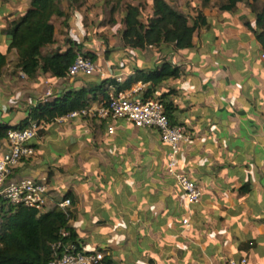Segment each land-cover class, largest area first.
I'll return each mask as SVG.
<instances>
[{
	"label": "crops",
	"instance_id": "crops-1",
	"mask_svg": "<svg viewBox=\"0 0 264 264\" xmlns=\"http://www.w3.org/2000/svg\"><path fill=\"white\" fill-rule=\"evenodd\" d=\"M30 1L0 0V50L7 54L0 127L23 125L34 108L72 90L95 88L97 95L81 117L41 121L35 154L10 178L45 179L46 211L69 197V226L80 249L102 251L113 264H229L242 257L264 264V48L255 32L264 0L233 9L225 0H167L189 19L204 18L184 49L132 48L123 39V18L112 28L102 16L93 23L89 1L61 0L65 15L53 17L55 42L43 55L91 52L101 68L61 78L42 70L29 77L17 66L18 51H8L12 23ZM137 86L143 88L135 96L163 100L172 123L189 134L179 145L176 171L199 184L200 202L189 206L168 174L170 149L157 129L95 116L111 95ZM6 149L2 138L0 157Z\"/></svg>",
	"mask_w": 264,
	"mask_h": 264
},
{
	"label": "trees",
	"instance_id": "trees-1",
	"mask_svg": "<svg viewBox=\"0 0 264 264\" xmlns=\"http://www.w3.org/2000/svg\"><path fill=\"white\" fill-rule=\"evenodd\" d=\"M123 0H121L122 2ZM151 14L144 15L149 7L146 3H126L123 19L126 23L123 39L132 48L173 44L179 49L191 47L196 28L204 22L201 14L196 19L180 12L167 0H150ZM207 4L212 0H202ZM224 7L233 9L245 0H225ZM61 0H31L27 11L12 23L8 51H18L17 66L29 77L42 70L56 77L67 76L75 60L76 51L43 55L42 49L55 42L54 16H64ZM256 34L264 48V8L257 14ZM88 55L93 59L92 53ZM7 64V54L0 50V70ZM97 89L72 90L56 100H48L34 108L24 127L32 121H52L72 111L87 107L95 98ZM92 95V96H91ZM10 127H0V139L7 137ZM69 198V197H68ZM71 200V199H70ZM72 203V200H71ZM72 217L67 211L56 207L40 213L35 208L13 206L0 201V264H49L53 258V244L61 242L63 250L68 244L80 249L76 232L69 226ZM68 236H63V231ZM113 264L104 257L103 263Z\"/></svg>",
	"mask_w": 264,
	"mask_h": 264
},
{
	"label": "built area",
	"instance_id": "built-area-1",
	"mask_svg": "<svg viewBox=\"0 0 264 264\" xmlns=\"http://www.w3.org/2000/svg\"><path fill=\"white\" fill-rule=\"evenodd\" d=\"M75 60L69 67L67 75L92 76L101 72L98 63L95 62L88 52L76 50ZM264 58V54H263ZM118 82H123L119 75L115 77ZM143 86H137L131 92L120 91L110 96L108 101L101 105L95 113L98 119L117 120L124 119L132 122L137 127H150L159 131L164 143L169 146L168 174L174 177L183 190L189 206L200 202L202 191L199 184L187 175L176 171L179 145L182 141L190 139L184 127L172 123L163 100L157 97L135 96L142 91ZM85 109L72 111L66 115L68 118H76L85 115ZM42 128V122L32 121L29 125L9 128L7 132V149L0 157V201L8 205L25 206L37 209L40 213L46 212L49 202V185L47 181L35 179H12L10 178L15 168L22 160L35 154L32 140ZM115 126L110 124L108 132L114 133ZM71 200L65 197L58 207L67 211ZM185 228H190L192 223L189 217L183 219ZM68 236L67 231L62 232ZM63 246L61 242L54 243L53 258L49 264H101L105 255L102 251H86L77 249L73 244ZM229 264H248V259L242 257L239 260L231 258Z\"/></svg>",
	"mask_w": 264,
	"mask_h": 264
},
{
	"label": "rangeland",
	"instance_id": "rangeland-1",
	"mask_svg": "<svg viewBox=\"0 0 264 264\" xmlns=\"http://www.w3.org/2000/svg\"><path fill=\"white\" fill-rule=\"evenodd\" d=\"M89 1L90 5L94 7V15H93V23H96L98 21L99 17H103L104 22H108L112 28L113 22H117L121 24V20L123 18V11L125 8L126 3H134V4H140V3H146L147 5V0H87ZM177 0H172V2L175 3L176 5ZM189 1V0H187ZM74 4H78L81 2V0H72ZM11 3V1H10ZM149 7V4L147 5ZM148 13L144 15L146 17ZM105 25V24H104ZM115 34H112L114 36ZM104 34V38L110 37L109 35ZM118 37V36H117ZM120 38V36L118 37ZM84 40V39H83ZM121 51V50H120Z\"/></svg>",
	"mask_w": 264,
	"mask_h": 264
}]
</instances>
